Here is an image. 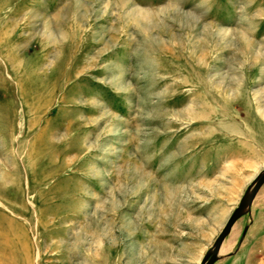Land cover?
Segmentation results:
<instances>
[{"label": "rangeland", "instance_id": "rangeland-1", "mask_svg": "<svg viewBox=\"0 0 264 264\" xmlns=\"http://www.w3.org/2000/svg\"><path fill=\"white\" fill-rule=\"evenodd\" d=\"M262 168L264 0H0V264H199Z\"/></svg>", "mask_w": 264, "mask_h": 264}, {"label": "water", "instance_id": "water-1", "mask_svg": "<svg viewBox=\"0 0 264 264\" xmlns=\"http://www.w3.org/2000/svg\"><path fill=\"white\" fill-rule=\"evenodd\" d=\"M264 183V168H262L256 176L250 181L244 193L242 194L238 204L235 206L233 211L226 219L221 230L215 237L212 245L204 253L199 264H213L220 258L219 250L220 247L231 231L234 222L241 216H244L250 212L252 201Z\"/></svg>", "mask_w": 264, "mask_h": 264}, {"label": "bare ground", "instance_id": "bare-ground-1", "mask_svg": "<svg viewBox=\"0 0 264 264\" xmlns=\"http://www.w3.org/2000/svg\"><path fill=\"white\" fill-rule=\"evenodd\" d=\"M257 192H258V191H257ZM238 198H239V197H237V199H238ZM240 198H241V197H240ZM239 200H240V199H239ZM234 208H235V207H234ZM11 210H12V209H11ZM232 211H233V210H232ZM229 212H230V211H229ZM229 212H227V213L225 214V216H224V220H225V218H226V216L228 215ZM239 218H240V217H239ZM239 218H238V219H239ZM1 219H2V218H1ZM238 219H237V220H238ZM224 220H223V222H224ZM237 220H236V221H237ZM236 221H235V222H236ZM223 222H222V223H223ZM235 222H234V223H235ZM222 223H221V225H222ZM8 224H9V223H8ZM10 225H11V223H10ZM221 225H220V226H221ZM233 225H234V224H233ZM26 248H27V247H26ZM23 250L26 251L25 248H24V246H23ZM220 252H221V251H220ZM200 261H201V260H200Z\"/></svg>", "mask_w": 264, "mask_h": 264}, {"label": "crops", "instance_id": "crops-1", "mask_svg": "<svg viewBox=\"0 0 264 264\" xmlns=\"http://www.w3.org/2000/svg\"><path fill=\"white\" fill-rule=\"evenodd\" d=\"M259 192V191H258ZM257 195V194H256ZM256 195H255V197H254V199H253V201L255 200V198H256ZM253 201H252V204H253ZM252 204H251V206H252ZM235 224V223H234Z\"/></svg>", "mask_w": 264, "mask_h": 264}]
</instances>
